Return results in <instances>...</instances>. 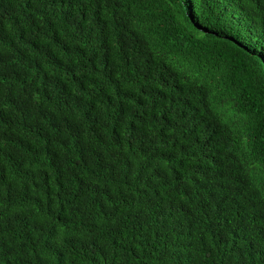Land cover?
Masks as SVG:
<instances>
[{"label":"trees","instance_id":"obj_1","mask_svg":"<svg viewBox=\"0 0 264 264\" xmlns=\"http://www.w3.org/2000/svg\"><path fill=\"white\" fill-rule=\"evenodd\" d=\"M0 264H264V0H0Z\"/></svg>","mask_w":264,"mask_h":264}]
</instances>
